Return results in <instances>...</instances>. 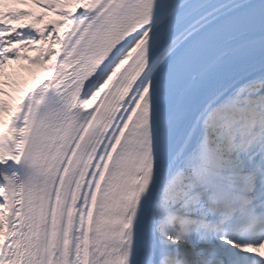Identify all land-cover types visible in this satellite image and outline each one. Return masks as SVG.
Wrapping results in <instances>:
<instances>
[{
  "label": "snow or ice",
  "instance_id": "snow-or-ice-1",
  "mask_svg": "<svg viewBox=\"0 0 264 264\" xmlns=\"http://www.w3.org/2000/svg\"><path fill=\"white\" fill-rule=\"evenodd\" d=\"M0 264H264V0H0Z\"/></svg>",
  "mask_w": 264,
  "mask_h": 264
}]
</instances>
